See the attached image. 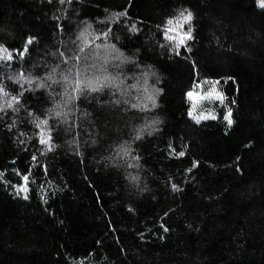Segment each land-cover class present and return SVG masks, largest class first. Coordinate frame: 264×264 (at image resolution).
<instances>
[{"label":"trees","instance_id":"trees-1","mask_svg":"<svg viewBox=\"0 0 264 264\" xmlns=\"http://www.w3.org/2000/svg\"><path fill=\"white\" fill-rule=\"evenodd\" d=\"M185 9L193 13L188 59L160 47L166 19ZM133 23L138 32L128 31ZM88 24L92 42L79 43ZM29 36L23 57L0 60L9 94L0 93V264H264V9L256 0H0V45L23 49ZM77 68L115 81L69 100ZM206 77L220 81L224 103H198L209 118L196 123L185 93ZM43 119L51 151L37 142ZM121 145L128 155L117 154ZM17 169H31L27 199L13 187Z\"/></svg>","mask_w":264,"mask_h":264},{"label":"snow or ice","instance_id":"snow-or-ice-1","mask_svg":"<svg viewBox=\"0 0 264 264\" xmlns=\"http://www.w3.org/2000/svg\"><path fill=\"white\" fill-rule=\"evenodd\" d=\"M61 3H63V0H61ZM257 6L261 9H264V0H256ZM117 22L119 21V18L122 16H127L126 12L121 13H115ZM192 21H193V13L190 10H181L176 15L171 16L166 19L164 26L161 31V35L163 36L166 43L160 44V47L162 49H166L167 51H171L176 57H181L182 54L184 59H188L189 56L192 54V48L189 46L190 42L194 40L193 36V27H192ZM159 27V26H158ZM91 28V25H86L79 33V36L77 39L83 38L85 40V43H91V40H88L87 37L90 35L89 29ZM110 31V29H109ZM128 31L131 32H138L139 29L137 28L136 24L133 23L131 27L128 28ZM100 35H103L104 37H107L108 33L103 32ZM96 39H99V36L95 37ZM34 38L29 36L26 39V43L23 47V49L16 48L13 50H9L8 47L0 45V49H2V53H0V60L4 61H12L13 60V51L19 53L21 57L25 55L28 51V45L33 42ZM100 47V46H97ZM104 47H112L115 46H104ZM80 51H83V48L80 49ZM60 56H64V53H60ZM69 59H74L76 61H79V56L74 57H66L62 62L67 63ZM128 59V58H125ZM192 66H196V62L193 60L191 61ZM87 71V69H85ZM53 72H55V69H53ZM51 79V75L48 77ZM19 79H24L23 73L21 72L19 75V78L17 79V82ZM62 79L67 82L69 80L68 75H64ZM106 77H88L81 73L79 68H77L76 73L74 75V78L72 80V93L75 95L69 96V100L78 99L79 96L87 89L89 92H97L102 90L106 86ZM219 80H212L210 78H204L203 80H197L192 84V87L185 93V96L187 97L188 101L190 102V107L188 110V115L191 117L196 123H200L201 120L208 119L209 115H205L203 113L197 114V104L204 101H219L221 104L224 103V96L219 90L217 89L216 85L219 84ZM28 83L31 84L32 81L28 80ZM211 85V88L207 91L204 90V85ZM46 84L44 82H38L36 84V88H45ZM199 89V91H198ZM159 91V90H157ZM0 93H3L4 96H8L9 94L4 91V88L2 85H0ZM22 93L18 94L17 96H13L11 100H8L5 102L4 107L12 108L13 103L19 104L20 102V96ZM148 100L153 101V106H155L154 97L149 95L147 97ZM67 103V101H66ZM116 103H119V101H116ZM132 107L136 108L139 107L137 104H133ZM2 110V108H0ZM30 116L33 115L32 112L28 113ZM55 115L59 117L61 115L60 112H56ZM232 110L231 108L227 109V112L224 114V120L227 121L228 125L231 126L233 123L232 121ZM215 118V117H212ZM48 120L43 119L39 123L35 124L36 129L38 131L36 132V138L37 142L41 145H44L47 147L48 151L52 150V129L50 127H47ZM11 127V125H9ZM136 139H139V134L135 137ZM119 151L117 154L122 152L124 155H128L130 149L127 148L124 145L118 146ZM171 148V145L169 146ZM246 147L254 148L255 144H250ZM173 151H175L173 149ZM179 157H183L185 153L183 151H180L177 153ZM36 156H32V160H36ZM134 159L138 160L139 157H135ZM239 159V158H238ZM198 162L193 163V167H196ZM131 166V165H130ZM44 171H47V166L42 165L41 166ZM239 171V169H237ZM188 171H191V169H188ZM30 174L31 169L26 170L25 172H20V170H15V175L20 179V183L13 185V187L16 188L17 194L19 195L21 192L25 193V199H27V192L29 191V183H30ZM3 176V173H0V177ZM132 180L137 179L136 177H132ZM173 190H178L176 184H172ZM167 231V229H165ZM80 264H84L83 260L80 261Z\"/></svg>","mask_w":264,"mask_h":264},{"label":"rangeland","instance_id":"rangeland-1","mask_svg":"<svg viewBox=\"0 0 264 264\" xmlns=\"http://www.w3.org/2000/svg\"><path fill=\"white\" fill-rule=\"evenodd\" d=\"M79 43H85V40L83 38H81V39H79ZM95 76H99V75H95ZM92 77H94V75ZM104 77L107 78L106 81H108V82L109 81H115V79L111 78L109 75L108 76H104ZM142 92H143L144 95H149V93H148L149 92V83H146V87L142 88ZM144 105H142V106H144Z\"/></svg>","mask_w":264,"mask_h":264}]
</instances>
